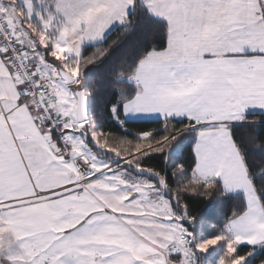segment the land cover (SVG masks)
Listing matches in <instances>:
<instances>
[{
	"label": "snow or ice",
	"instance_id": "6c2138e0",
	"mask_svg": "<svg viewBox=\"0 0 264 264\" xmlns=\"http://www.w3.org/2000/svg\"><path fill=\"white\" fill-rule=\"evenodd\" d=\"M145 10L162 25L111 75L123 115L162 117L163 134L131 140L92 126L83 74L117 43L106 33ZM253 113L264 122V0H0V264H251L264 256V176L233 129ZM187 132L193 160L175 183L141 163ZM183 193L239 195L198 239Z\"/></svg>",
	"mask_w": 264,
	"mask_h": 264
},
{
	"label": "trees",
	"instance_id": "16d2710c",
	"mask_svg": "<svg viewBox=\"0 0 264 264\" xmlns=\"http://www.w3.org/2000/svg\"><path fill=\"white\" fill-rule=\"evenodd\" d=\"M163 22L154 19L145 10L143 14H130V23L115 28L106 37L105 47L117 41L109 51V54L95 64L89 65L83 74L84 85L90 90L88 97V114L91 124L97 130L115 134L118 137L134 140L136 134L142 129H155L154 135L163 134L160 120L155 121H126L122 114L123 100L120 94L113 87L114 81L111 73L117 69L119 62L124 58L125 53L131 50L133 56L130 60L138 57L143 51L151 46L148 40L150 33L162 25ZM94 51V49H93ZM91 54V53H89ZM119 83L123 84L124 81ZM130 93H134V88L128 86ZM114 104L120 105V119H116L112 107ZM249 121L238 123L234 126V138L244 149L250 171L257 183L261 182L264 173V144L255 147L259 141H264V122L253 125L251 119H258L259 114H252ZM123 121V123H121ZM195 133L187 132L181 136L167 154L153 153L144 157L141 163L145 168L155 169L159 172L167 173L172 183L176 182V177L172 176V168L178 163H184L186 168H190L193 160L192 144ZM90 146L96 148L95 143L88 138ZM255 142V143H254ZM99 152L104 150L96 148ZM105 159L111 160L115 164L119 157L112 153H104ZM120 166L129 168L139 176H147L152 181H157V177L147 171L138 172L132 166L125 165L120 160ZM183 202H186L191 210V215L196 217L195 221H186L185 226L193 231L198 239L210 238L218 234L219 226H222L226 218L231 215L233 208L237 206L238 195L228 194L222 196L213 193L212 197L203 195L183 193ZM219 247V246H218ZM244 248L245 246H241ZM264 256L256 255L249 257L251 264H259V260Z\"/></svg>",
	"mask_w": 264,
	"mask_h": 264
},
{
	"label": "crops",
	"instance_id": "0c3cea01",
	"mask_svg": "<svg viewBox=\"0 0 264 264\" xmlns=\"http://www.w3.org/2000/svg\"><path fill=\"white\" fill-rule=\"evenodd\" d=\"M151 15V14H150ZM152 16V15H151ZM154 19H156V20H158V21H161L162 22V20L160 19V18H157V17H155V16H152ZM119 26H121V25H114L113 27H112V29H110V31L108 32V33H106V37L111 33V31H113L115 28H117V27H119ZM122 114H123V108H122ZM253 114H258V113H253ZM123 117H124V119L126 120V121H155V120H160V121H162V117H159V116H150V117H143V116H141V117H139V118H131V117H125L124 115H123ZM242 123V122H241ZM238 124V123H237ZM138 172H142V171H139V170H137ZM131 172V171H130ZM131 174H132V176H134V177H144V178H147V179H149L147 176H139V175H137V174H135L134 172H131ZM149 180H151V179H149ZM152 181V180H151ZM229 194H231V195H239V194H237V193H229Z\"/></svg>",
	"mask_w": 264,
	"mask_h": 264
},
{
	"label": "rangeland",
	"instance_id": "374dc122",
	"mask_svg": "<svg viewBox=\"0 0 264 264\" xmlns=\"http://www.w3.org/2000/svg\"><path fill=\"white\" fill-rule=\"evenodd\" d=\"M121 164V163H120Z\"/></svg>",
	"mask_w": 264,
	"mask_h": 264
}]
</instances>
